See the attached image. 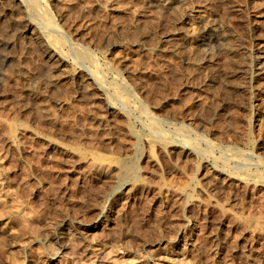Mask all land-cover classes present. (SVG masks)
I'll list each match as a JSON object with an SVG mask.
<instances>
[{
    "label": "rangeland",
    "instance_id": "obj_1",
    "mask_svg": "<svg viewBox=\"0 0 264 264\" xmlns=\"http://www.w3.org/2000/svg\"><path fill=\"white\" fill-rule=\"evenodd\" d=\"M37 1L72 45L93 55L103 70L105 96L117 80L109 70L114 66L112 59L126 57L129 73H122L121 78L133 98L148 106L152 119L159 118L153 112L155 105L163 114H172L163 126L164 133L172 138L176 128L187 129L183 134L202 154L173 148L163 140L160 144L155 140L153 146L141 143L142 154H148L137 162L136 184L130 182V190L113 195L114 173L82 166L79 155L87 159L96 155L101 164L114 166L124 159L127 149L128 155L134 153L129 129L143 138L148 136L146 119L127 110L124 118L110 117L107 104L95 98L98 87L90 84L84 92L71 76H83L87 66L66 55L64 69L57 71L56 63L46 60L27 40L23 23L18 26L22 29L2 33L3 39L14 44L8 50L13 56L11 69L20 70L22 75L17 78L9 74V80L0 85V160L6 166L1 179L6 189L0 190V264H52L49 251H55V245L47 246L42 239L28 242L39 229L74 236L64 259L67 264H94L83 249L97 244L120 253L117 257L111 254L100 264H115L116 259V264H129L148 244L152 246V260H160L161 248L177 247L187 251L186 261L192 264H264V94L260 92L264 80L249 85L238 73L245 64L247 49L264 40V20L260 23L250 18L252 10L264 9V1L248 5L245 0H185L195 10L218 13L219 34L209 26L192 29L186 24V16L158 12L148 8L146 0H60L65 2V6L60 5L62 9L49 0ZM139 15L143 18L137 22ZM171 32L179 34V48L174 54L165 52V45L157 46L158 40ZM193 34L198 45L189 50L179 40H190ZM118 42L123 46H116ZM138 44L148 49L140 52ZM221 44L230 47L228 54H219ZM185 54L188 58L204 56L211 62L200 70L190 60L186 64L182 59ZM210 70H215L213 78L207 77ZM65 72H69L67 76ZM39 73L30 97L44 96L41 104L56 125L47 121L49 118L35 104L26 102L27 97L21 98L22 86ZM127 98V109L135 110L137 102ZM115 105L123 112L121 105ZM216 113L220 119L213 122ZM99 120L101 124H97ZM8 126L15 128L14 146L8 143ZM35 133L61 141L69 152L48 150L35 139ZM215 138L241 157L226 156L219 149L206 154V146ZM226 159L228 163H224ZM243 159L247 164L244 168L240 166ZM161 186L175 187L177 192L187 188L190 195L179 198L162 193ZM109 203H114L109 225L90 230L98 225L99 208L106 209ZM21 220L32 227L20 226Z\"/></svg>",
    "mask_w": 264,
    "mask_h": 264
},
{
    "label": "bare ground",
    "instance_id": "obj_2",
    "mask_svg": "<svg viewBox=\"0 0 264 264\" xmlns=\"http://www.w3.org/2000/svg\"><path fill=\"white\" fill-rule=\"evenodd\" d=\"M49 1L52 4H58L59 6L60 5L65 6V2H63L64 0L63 1L49 0ZM245 1L249 5L254 1H260V3H261L262 0H245ZM146 2L148 4V8L151 7L153 10L157 9L158 12L162 10V11L171 12L176 17H179L181 15L186 16L188 18V23H186V24L188 27H191L192 29L194 26H198L197 28H200V27L204 28V27L209 26L210 28H212L213 32H215L217 34H219V32H220L221 26L218 24L219 23L218 13L213 12V13L207 14L203 10H200V9L195 10L185 0H146ZM110 3H112V2H110ZM61 6H60V8H61ZM42 7L43 6H40L39 1H37V0H0V85L3 84L4 82L6 83L9 80V78H10L9 76H11L9 74H14L17 76V78H18V76L22 75L20 70L15 71V70L11 69V64L13 62V56L10 55L8 50L14 44H12V40L3 39V37H1V34L3 33L5 35H8V33L10 31H12L15 27L17 28L18 26H21L23 23L25 26L23 27V29L21 27L20 28L23 30L24 35L26 36L27 40L34 43L38 47V49L40 50V52L42 53L43 57L46 60H48L49 62H52V63H56V65H57L56 70L57 71L58 70L62 71L61 69L63 68V66H65L64 65V63H65L64 57L66 55L70 56L75 63L83 64V65L87 66V69H85L83 76H73L71 74L70 75L75 79V81L78 82V86L83 87V89L85 91L84 90H82V91H84V92L87 91V89H85V88H87L86 86H88L90 84H93L99 88V89L98 88L96 89L97 90V97H95V98L98 100L100 99V100H102V102L104 101L107 104L110 117L114 118V117L118 116V117L124 118L126 116L127 112L136 111L139 113V115H142L146 119V123H144L145 124L144 127L146 128L147 133H148V136L146 138H143L140 134H138V133L132 131V129L128 128L129 129L128 133L130 134V136L132 137V139L134 141V142L132 141L134 143V153L132 155H128L129 150L127 149L128 152H127V154L124 153V159L116 162L114 164V166H110V165L101 164L99 162V157L96 155H92L91 158L87 159V157L84 156V154H80L79 158H78L79 164L81 163L82 166L84 165V167L90 168V170L92 169L93 171H98V172H102V173H109V172L114 173L115 184H114V186L112 185L111 189H112L113 195H116V194L121 193V191L125 190L130 185V182H132V184L135 183L134 181H136V179H137V172H136V169L138 167L137 162L140 161L142 155L145 154V153L142 154V151L140 148L141 143L153 146L152 144H155V140H157L159 144L161 142V141L159 142V140H163V143H164V141H166L165 142L166 145H170L173 148L181 147L182 149H185V148L191 149L190 151H194L198 154H202V153H200L201 151H199L200 149L198 150V148L196 147L197 145L192 146V144H190L188 141L189 139H187L185 137V135L183 134L185 132V130H187V129L176 128L175 132L173 133L174 136L172 138H170L171 136L168 137L165 134L166 132H165V130H163V126L171 118L170 116L172 114L170 116L167 114L165 115L166 112L163 114L162 112L159 111L158 107H155L156 105L154 104L155 106L153 107V112L157 113L159 115V118L158 119H152L151 116L149 117V109L147 108L148 106L146 107L144 105V103L142 104L140 102V100L137 101L133 98L135 96H132L133 94H131V90L129 88V85H127L126 82L124 81V79L121 78L122 73H124V74L129 73V68L126 64V59H127L126 57H125L126 58L125 59L123 56H118V57H114L112 59L114 66L110 67L109 70L111 72L115 73V75L117 76V77L115 76L117 78V80L114 81V84H112V86H110L111 93H109V96H105L104 90L106 89L107 86L105 85L104 77L102 74L103 70H101L97 66L96 60L94 59L93 55L90 53V51H88L82 47H79V46L77 47L76 45H72L68 41V39L62 35L60 30L57 28V26L55 28V26H54L55 24H54L53 20L51 19L50 14H48L49 12H47V10L42 8ZM112 7H114V6H112ZM123 13H125V12H123ZM137 14H138V12H137ZM146 15L147 14H145V16ZM141 18H143V16L139 15L135 18V20L138 22V20H140ZM250 18H251V20H254V19L257 20L258 22L261 20H264V9L258 8V9L252 10V12L250 14ZM146 20H148V19H146ZM258 22H256V23H258ZM260 23H262V21ZM141 24H142V22H141ZM138 26H139V24H138ZM5 35H3V36H5ZM178 36H179V34L177 35V34H174L172 32L167 33L158 40L157 46H159V45L164 46L165 45L164 46L165 52H168V54L169 53L174 54V52L178 51V48H179L178 47L179 45L177 43L178 39H179ZM110 37L112 38V36H110ZM249 37L252 38V34L250 32H249ZM218 39H220V38H218ZM179 41H180L181 45H184V47H186L189 50L195 49L196 46L198 45L197 44L198 40L196 39L195 35L190 40H179ZM215 43H217L216 40H215ZM222 44H221L220 48L218 46L219 54H224V53L228 54L230 52V47L229 46H223ZM116 46L121 47V46H123V44H119V42H118V44H116ZM103 47H104V49L108 48V44L104 42ZM137 47H138L140 52H145L148 49L145 45H142V44H138ZM64 50H66V52H64ZM153 51H155V50H153ZM184 56L185 57L182 59L184 61H186V64H187V61L190 60V62H192V65L197 66V69L199 68L200 70L205 69L207 63L211 62L210 60L208 61V59L204 56H197V55L195 56V54L192 58H188L187 54H185ZM244 63L245 64L240 68V71L238 73L245 76L246 82L249 85H252L253 83L261 82L264 80V40H261L260 43L256 47H252L249 50L247 49L246 59H245ZM210 65H211V63H210ZM213 69L214 68H212V70ZM41 71H43V70H41ZM214 71L210 70L208 72V74L206 72L205 73L207 74V77L213 78L214 77ZM68 73H67V75H68ZM64 75H66V72ZM226 75L227 74H224V77L228 78V76H226ZM38 76H41L40 73L34 74L33 78H31L29 81H27V83L25 85L22 86V88L20 90L21 98L27 97L24 99L26 102L32 103L33 105L35 104L36 107H38V109L37 108L36 109L39 110L40 112H42V115L44 113V115L47 118H49L50 117L49 114L47 113L43 104H41V103H43L42 98L44 96L42 98H39L38 96H33V95H32V97H30L32 94L31 92L33 90H35L34 81L36 80V78ZM50 83H51V81H50ZM260 86H262V85H260ZM93 88H94V86H93ZM107 89H109V88H107ZM260 92H261V94H264V86L261 87ZM123 95H125V96L128 95L129 97H132L131 101L133 100V104H135V102H137V104L135 105V110L129 111V109H127L128 105L130 103L127 101L128 98L124 99L125 96H123ZM93 96H95V95H93ZM170 97H172V96H170ZM46 98H48V97H46ZM165 99H167V98H165ZM44 100H46V99L44 98ZM54 102H56V101H54ZM115 102L122 106L123 112H120V110H118V107H116ZM166 102L170 103L171 98L170 99L168 98L166 100ZM57 106H58V103H57ZM131 109H133V108H131ZM126 110H127V112H126ZM127 117H131V116H127ZM128 119L129 118H127V120ZM219 119H220V116L217 113L214 114L212 117L213 122H216V121L218 122ZM48 120L51 123H53V125L57 124V123L55 124V122H54L55 119L53 120L52 118H49V119H47V121ZM101 123H102V120H99L97 122V124H101ZM246 125H249L248 122ZM186 133H187V131H186ZM7 134H8V138H7L8 143L10 145L14 146L15 145V128L13 126H8L7 127ZM16 137H17V135H16ZM34 137H35V139L40 141V143L44 144L48 150H55V151L57 150V151L64 152V153L66 151L69 152L68 147L65 146V144H63L61 141L52 140L51 138H49L45 135H42V134H38V133H35ZM193 140L195 141V139H193ZM193 140H191V141H193ZM197 141H203V139L197 138ZM198 143L199 142H197V143L195 142V144H198ZM207 143H209V142H207ZM161 147H162V145H161ZM167 147H169V146H166V148ZM206 147L208 149L207 151H205L206 154H208L209 151L210 152L213 151L212 149H217V150L219 149V150H222L226 156L231 155V157L232 156L238 157V158L241 157V156L239 157V152H237L236 150H231V149L225 148L223 146V142L216 139V138L214 139L213 142L209 143ZM154 148H155V145H154ZM166 148H165V150H166ZM233 148H234V146H233ZM142 149H144V148H142ZM251 153H252V151H251ZM262 153H264V152H262ZM147 154H145V155H147ZM207 157H209V155ZM226 160H224V161H226ZM258 160H260V159L258 158L257 161ZM151 161H152V159H151ZM224 163H228V160H227V162H224ZM226 165L228 166V164H226ZM246 165L247 164L244 162V159H243V163L241 162L240 166L242 168H244ZM220 166H222V165H220ZM138 170H139V167H138ZM243 171H244V169H243ZM5 172H6V166L0 160V190L6 189V188H4L3 183L1 182V179L5 175ZM239 172L240 171H238L237 173H239ZM188 180H189V178H188ZM139 187L141 188L142 186H139ZM143 187H145V184ZM196 187H197V184H196ZM174 188H172L170 186H161L159 188V192L173 193L175 195L177 194L178 197L181 196V197H186V198L188 195H190L189 194L190 191L188 192L187 188L186 189L181 188V190L179 188V192H177L178 190H174ZM134 189H136V188H134ZM190 189H191V187H190ZM128 190H130V189H128ZM128 190H127V192H128ZM132 191H133V189H132ZM127 192H125V194ZM182 200H183V198H182ZM114 203H113V205H112V203H109L108 206H106L107 207L106 209L99 208L100 209L99 213H97L98 214L97 215L98 225L96 224V226H93L90 230H96L99 228L103 229V228L107 227V225H109V222L111 221L110 220V214L112 212V208L114 206ZM220 209H222V208H220ZM19 225L23 226L26 229H29L30 227H32L31 223H28V222H25L22 220L19 222ZM110 230H111L110 227L107 228V232ZM32 235H33V237L31 236L32 238H30L28 240L29 243H32V242L36 243L38 241V239H42L44 241V243L47 244V246H49L51 244L56 246L55 251H49L50 255H53L50 258L48 257L49 261H51L52 264H65L66 263V261H64V259L67 256L68 251H70L71 243H72V240L74 239V236L72 234H70L69 232H60L59 234L52 235V233H49L46 230L39 229V231L37 230L36 233L35 234L32 233ZM157 245L160 246V242H158ZM151 247L152 246L149 244L146 245L144 250H143V253L140 254L139 258L134 259V261L129 263V264H161V263H165V262L168 264H169V262H174V264H177V263L178 264H192V263H189L188 261H186L187 251L185 249L179 250V249H177V247L161 248L160 249V255H162V257L160 258V260H152V257L149 254V252H151L150 251ZM48 249L51 250V247H49ZM83 254L85 255V257L91 259V261L94 264L102 263L103 261H105V259H108V257L111 256V254H116L115 255L116 257L118 255H120V253L116 252V249L114 250L111 246L106 248V246L104 244L103 245L97 244V245H90V246L86 245V247L83 249ZM54 256H56V258ZM45 257H47V256L45 255ZM57 258H59V259H57ZM117 262H119V261H117V259H116L115 264ZM121 262H123V261H121ZM193 264H200V262H196V263L193 262Z\"/></svg>",
    "mask_w": 264,
    "mask_h": 264
}]
</instances>
